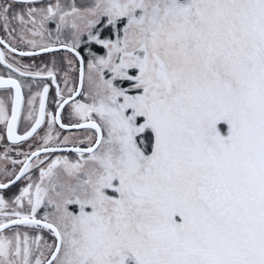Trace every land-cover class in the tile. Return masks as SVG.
<instances>
[{
	"label": "snow or ice",
	"instance_id": "1",
	"mask_svg": "<svg viewBox=\"0 0 264 264\" xmlns=\"http://www.w3.org/2000/svg\"><path fill=\"white\" fill-rule=\"evenodd\" d=\"M0 148V264H264V0H0Z\"/></svg>",
	"mask_w": 264,
	"mask_h": 264
},
{
	"label": "flooded vegetation",
	"instance_id": "2",
	"mask_svg": "<svg viewBox=\"0 0 264 264\" xmlns=\"http://www.w3.org/2000/svg\"><path fill=\"white\" fill-rule=\"evenodd\" d=\"M61 53H63V52H61ZM37 59H39V60H36L35 62L37 63V64H41L42 63V61L43 62H47L49 59H50V56H49V54H41V57H38ZM25 62L26 63H31L32 62V60L31 59H29V58H25ZM53 90H54V86H53ZM50 95H52V92H50ZM66 134V133H65ZM3 149L2 148H0V151H2ZM2 161H0V165H2Z\"/></svg>",
	"mask_w": 264,
	"mask_h": 264
},
{
	"label": "rangeland",
	"instance_id": "3",
	"mask_svg": "<svg viewBox=\"0 0 264 264\" xmlns=\"http://www.w3.org/2000/svg\"><path fill=\"white\" fill-rule=\"evenodd\" d=\"M63 56V53H60L59 56L57 57L58 59L61 58ZM39 60V59H36ZM66 66V65H65ZM67 134V133H66Z\"/></svg>",
	"mask_w": 264,
	"mask_h": 264
}]
</instances>
